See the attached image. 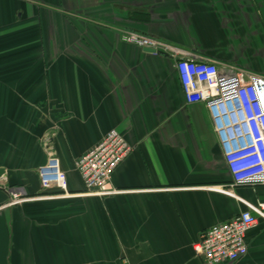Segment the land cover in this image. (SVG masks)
Listing matches in <instances>:
<instances>
[{"label":"crops","instance_id":"1","mask_svg":"<svg viewBox=\"0 0 264 264\" xmlns=\"http://www.w3.org/2000/svg\"><path fill=\"white\" fill-rule=\"evenodd\" d=\"M264 75V0H0V264H202L193 244L241 211L246 254L264 264V186L230 177L201 103L170 52ZM115 129L133 146L110 194L86 192L74 160ZM51 147L65 192L41 190ZM5 187L21 188L9 204Z\"/></svg>","mask_w":264,"mask_h":264},{"label":"built area","instance_id":"2","mask_svg":"<svg viewBox=\"0 0 264 264\" xmlns=\"http://www.w3.org/2000/svg\"><path fill=\"white\" fill-rule=\"evenodd\" d=\"M121 40L175 56V71L186 102L201 103L205 108L230 177L228 189L264 186V75L238 66L198 62L183 54L178 57L179 53L167 45L137 33L126 32ZM42 147L46 158L37 169L41 190L57 188L65 192V174L50 137L43 140ZM132 150L133 146L115 129L106 132L98 144L73 162L84 190L97 195L112 193L111 175ZM4 189L9 204L23 199L21 188ZM253 210L260 214L264 204L259 203ZM256 221L251 212L241 211L208 228L193 244V251L202 264L236 262L247 252L245 236Z\"/></svg>","mask_w":264,"mask_h":264},{"label":"water","instance_id":"3","mask_svg":"<svg viewBox=\"0 0 264 264\" xmlns=\"http://www.w3.org/2000/svg\"><path fill=\"white\" fill-rule=\"evenodd\" d=\"M144 51L148 52V53H153L154 51L151 49H144ZM3 174V170L0 169V176Z\"/></svg>","mask_w":264,"mask_h":264},{"label":"rangeland","instance_id":"4","mask_svg":"<svg viewBox=\"0 0 264 264\" xmlns=\"http://www.w3.org/2000/svg\"><path fill=\"white\" fill-rule=\"evenodd\" d=\"M44 140V139H43ZM43 140L41 141V143L43 142Z\"/></svg>","mask_w":264,"mask_h":264}]
</instances>
